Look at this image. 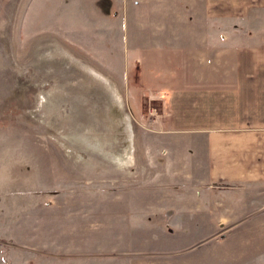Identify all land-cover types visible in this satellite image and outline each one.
Segmentation results:
<instances>
[{
	"label": "rangeland",
	"instance_id": "374dc122",
	"mask_svg": "<svg viewBox=\"0 0 264 264\" xmlns=\"http://www.w3.org/2000/svg\"><path fill=\"white\" fill-rule=\"evenodd\" d=\"M148 3L0 0V264H197L216 251L264 264V232H240L245 219L222 238L228 221L186 198L160 211L169 179L138 160L128 68L176 42L143 41L166 34Z\"/></svg>",
	"mask_w": 264,
	"mask_h": 264
},
{
	"label": "crops",
	"instance_id": "0c3cea01",
	"mask_svg": "<svg viewBox=\"0 0 264 264\" xmlns=\"http://www.w3.org/2000/svg\"><path fill=\"white\" fill-rule=\"evenodd\" d=\"M148 1L164 10L166 34L143 41L176 42L142 53L143 65L128 68L141 91L131 98V113L143 122L138 160L169 179L172 204L161 213L169 216L176 199L186 198L192 213L211 212L220 226L228 221L222 238L243 219L240 232H264V0ZM233 259L216 251L197 264Z\"/></svg>",
	"mask_w": 264,
	"mask_h": 264
},
{
	"label": "bare ground",
	"instance_id": "6f19581e",
	"mask_svg": "<svg viewBox=\"0 0 264 264\" xmlns=\"http://www.w3.org/2000/svg\"><path fill=\"white\" fill-rule=\"evenodd\" d=\"M82 66V65H81ZM94 72V70H93ZM126 122H127V132L129 134V140L133 142V131H132V125H131V122H130V119L129 118H126ZM133 145V143L131 144ZM131 148V151L133 150V146L130 147ZM109 157L112 156L114 157V159H116L118 161V157L115 156L114 154H109L108 152H105ZM133 156V155H132ZM129 158H131V152L130 154L127 156V158L125 159L126 160H129ZM131 160V159H130ZM122 161V160H121Z\"/></svg>",
	"mask_w": 264,
	"mask_h": 264
}]
</instances>
